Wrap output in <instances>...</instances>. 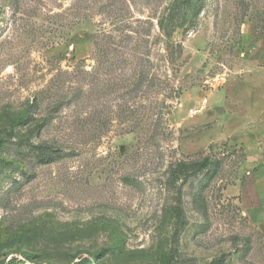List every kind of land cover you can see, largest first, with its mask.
<instances>
[{"label": "rangeland", "instance_id": "1", "mask_svg": "<svg viewBox=\"0 0 264 264\" xmlns=\"http://www.w3.org/2000/svg\"><path fill=\"white\" fill-rule=\"evenodd\" d=\"M261 196L264 0H0V264H264Z\"/></svg>", "mask_w": 264, "mask_h": 264}, {"label": "trees", "instance_id": "2", "mask_svg": "<svg viewBox=\"0 0 264 264\" xmlns=\"http://www.w3.org/2000/svg\"><path fill=\"white\" fill-rule=\"evenodd\" d=\"M48 118L44 117L42 121L37 124L36 128L42 127L47 122ZM20 123V119L16 120V124ZM27 147L30 151L33 152L34 161L37 164H47L54 162L62 157L66 156L68 152H63L61 148H54L47 143H34L27 141ZM213 162L205 157L201 160L195 161H178L174 166L170 169V174L173 177H180L181 182L180 186L183 182L187 181L190 177L195 174L205 170L203 174L205 183L209 182L216 174L217 171V163L212 164ZM179 196V195H178ZM179 199V197H178ZM175 215L177 217L178 224H184L185 219L183 218V213L181 206L178 204L174 207Z\"/></svg>", "mask_w": 264, "mask_h": 264}, {"label": "crops", "instance_id": "3", "mask_svg": "<svg viewBox=\"0 0 264 264\" xmlns=\"http://www.w3.org/2000/svg\"><path fill=\"white\" fill-rule=\"evenodd\" d=\"M263 199V196H261V200ZM250 216L254 223L260 224L264 229V206L261 207L260 202L255 207H253Z\"/></svg>", "mask_w": 264, "mask_h": 264}]
</instances>
